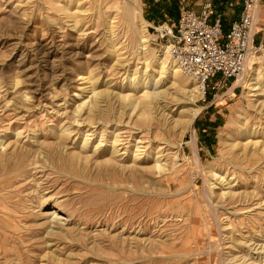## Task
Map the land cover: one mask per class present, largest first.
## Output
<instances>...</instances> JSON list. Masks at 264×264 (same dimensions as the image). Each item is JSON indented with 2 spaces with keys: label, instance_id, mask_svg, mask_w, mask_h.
<instances>
[{
  "label": "rangeland",
  "instance_id": "1",
  "mask_svg": "<svg viewBox=\"0 0 264 264\" xmlns=\"http://www.w3.org/2000/svg\"><path fill=\"white\" fill-rule=\"evenodd\" d=\"M157 2L0 0V264H261L264 51L198 94Z\"/></svg>",
  "mask_w": 264,
  "mask_h": 264
},
{
  "label": "built area",
  "instance_id": "2",
  "mask_svg": "<svg viewBox=\"0 0 264 264\" xmlns=\"http://www.w3.org/2000/svg\"><path fill=\"white\" fill-rule=\"evenodd\" d=\"M260 3L237 0V18L226 32L213 0H197L196 9L181 4L172 28L167 23L157 28L171 63L195 82L204 96L224 97L244 74L250 56L264 51V46L254 44Z\"/></svg>",
  "mask_w": 264,
  "mask_h": 264
},
{
  "label": "crops",
  "instance_id": "3",
  "mask_svg": "<svg viewBox=\"0 0 264 264\" xmlns=\"http://www.w3.org/2000/svg\"><path fill=\"white\" fill-rule=\"evenodd\" d=\"M157 1L158 3L161 4L162 8L164 7L170 8L169 1L155 0V2ZM213 3H214L215 12L218 14H222L223 16L224 31L226 32L231 21L237 18L238 10H239V6L237 5V0H213ZM181 4L187 5V6H190L191 8L196 9L197 0H178L177 1L178 9L181 7ZM161 12L163 13L162 10ZM163 18L164 20L160 24H163V23L171 24L177 21V20L173 21L169 19L166 15H164ZM256 26L259 27L260 30L259 32L258 31L256 32V35L254 37V44L257 46H260V45L264 46V0H261V3H260V9L258 11Z\"/></svg>",
  "mask_w": 264,
  "mask_h": 264
},
{
  "label": "bare ground",
  "instance_id": "4",
  "mask_svg": "<svg viewBox=\"0 0 264 264\" xmlns=\"http://www.w3.org/2000/svg\"><path fill=\"white\" fill-rule=\"evenodd\" d=\"M256 23H257V18H256ZM143 42V41H142ZM250 60L248 59V62H249ZM177 70V69H176ZM178 71V70H177ZM240 80H241V78H240ZM93 84V83H92ZM239 84V83H238ZM196 91L198 92V94H202V92H201V89H200V87L199 86H197L196 87ZM97 95V94H96ZM112 96V95H111ZM160 100V99H159ZM155 102V101H154ZM161 104V103H160ZM152 105V104H151ZM15 120H14V118H11L10 119V122L8 123V125L9 126H11L12 124H13V122H14ZM7 125V126H8ZM8 126V127H9ZM10 128V127H9ZM9 128L7 129V130H9ZM192 142H193V148H195V145H196V140H195V137L193 136V140H192ZM195 153V152H194ZM196 155V154H195ZM108 163H109V161H108ZM261 205V204H260ZM263 208H264V206H263ZM48 215L50 216V223H51V226L52 227H54V230H55V227L56 228H59L60 226H64V225H66V223H67V220H65V219H63V218H61V217H59V215H58V213L56 212V210H49V212H48ZM50 226V227H51ZM66 227V226H65ZM62 230V229H61ZM53 233V232H52ZM138 239V238H137ZM144 241V240H143ZM124 242V241H123ZM248 242H250V241H248ZM141 243V242H140ZM252 251L254 252V254H256V255H259V256H261V257H263V260H261L260 261V263L261 264H264V246H255L253 249H252ZM229 261V260H228ZM241 263V262H240ZM244 263V262H243ZM254 264H256V263H254ZM259 264V263H258Z\"/></svg>",
  "mask_w": 264,
  "mask_h": 264
},
{
  "label": "trees",
  "instance_id": "5",
  "mask_svg": "<svg viewBox=\"0 0 264 264\" xmlns=\"http://www.w3.org/2000/svg\"><path fill=\"white\" fill-rule=\"evenodd\" d=\"M165 1L170 2V8L168 7L162 8L161 4L158 2L155 4L153 3L156 9L150 12L151 17L148 18L150 22L160 24L164 20L163 18L164 15H166L169 19L173 21L177 20L178 12H179L178 5H177L178 0H165ZM161 10L163 11V13L161 12Z\"/></svg>",
  "mask_w": 264,
  "mask_h": 264
}]
</instances>
